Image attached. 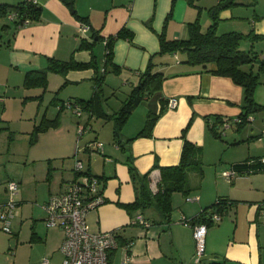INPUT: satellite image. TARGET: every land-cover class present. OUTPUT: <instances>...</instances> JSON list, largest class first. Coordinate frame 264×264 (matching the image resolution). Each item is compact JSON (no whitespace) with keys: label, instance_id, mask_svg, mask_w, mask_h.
Instances as JSON below:
<instances>
[{"label":"crops","instance_id":"1","mask_svg":"<svg viewBox=\"0 0 264 264\" xmlns=\"http://www.w3.org/2000/svg\"><path fill=\"white\" fill-rule=\"evenodd\" d=\"M19 1L0 0V4L14 5ZM67 1L66 4L62 0H36L41 8L40 19L21 27H17L7 16L0 18V113H2L0 121L2 125L4 124L0 127V136L6 134L9 142V132L16 133L15 130H11L12 125L26 120V116L27 119H31L34 115L30 130L33 131L43 116L48 117L50 104L57 107L56 115L59 114V125L41 133L34 143L30 142L31 132H26L29 136L27 149L25 152L21 151V158L24 157L25 163L30 164L31 169L28 173H31L34 178L37 171L40 172L39 177H42L44 183L39 195L37 192L32 195L34 205H28L26 202L27 193L18 191L17 205L10 220V225L14 229L11 237L17 241V246L14 255L6 257L7 260L12 261V264H62L63 255L60 247L64 236L63 231L59 227L46 226L44 205L51 194L60 192L64 184L74 177L71 158L79 147L74 146V139L76 134L80 138L81 125L75 127L74 123L68 124L65 133L67 135L71 133V144L67 146L62 143L65 138L64 121L66 119L64 111L59 113V109L63 104L65 108L72 110L65 106L67 101L88 100L94 94V70L91 68L69 70L64 75L48 72L46 89L25 86L26 74L46 68L48 59L68 61L72 58L76 62L85 63L90 61L93 55L98 65L102 67L105 43L104 40L97 41L94 34L97 33L105 39L125 27L133 33L134 45L124 39L116 40L113 45V62L121 68L118 78L124 85L130 84L133 88L135 86L133 81L138 82L139 73L145 70L150 55L159 50L157 34L163 33L168 40L187 39L189 24L196 19L201 22L203 17L201 10L206 11L218 0ZM232 11L230 8L221 11L219 19L224 21L234 18ZM206 18L207 20L211 18L209 13H206ZM250 22V30L256 34H264V19L260 21L251 19ZM81 24H85L88 30L82 32ZM150 26L154 31L149 28ZM228 32L236 31L230 30L221 34ZM83 39L88 42L96 41L91 50H78ZM97 44H101L103 48L101 62L95 54ZM261 56H264V53L260 54ZM183 59L184 57L180 54H166L154 58L155 70L165 77L161 88L142 102L148 106L147 112L144 107L143 113H140L136 121V111L132 112L127 123L134 122L129 127L123 126V131L127 133L125 137L129 139L144 127L149 113L159 114L152 128L151 137H138L131 142L126 140L123 146L103 145V149L94 154H89L84 148L91 141H99L97 138L88 141L81 148L83 155L88 157L87 162L89 161L86 169L104 181L103 195L106 200L88 213L86 220L89 230L92 233L116 230L119 234V245L110 253L109 264H121L126 254L131 255V264H193L192 259L195 254L193 229L181 220L184 217L189 220L195 219L204 208L212 205L214 199L213 193L205 190L203 185H199L196 178H190L191 190L187 196L178 192L172 194V213L169 224L157 222V213L148 209L142 216L150 223V226L143 228L132 223L133 219L140 214L139 212L130 216L116 204L131 203L135 199L127 167L128 160L133 161L139 173L149 172V186L155 193L160 180V171L154 168V165L156 163L159 166L178 164L183 145L181 134L189 120L191 124L186 132V139L202 147V156H206L210 147L212 150L217 148L218 141L210 132L208 122L214 123L216 117H220L228 123V127L223 132L230 128L232 123H238L242 112L243 88L228 77L214 75L201 66L186 64ZM209 68L213 70L215 64H210ZM251 70L253 71V67ZM257 90L254 93L256 97L260 94ZM87 95L89 97L85 98ZM169 99H176L175 107L167 106ZM47 100H49L48 103ZM19 101L21 108L18 113ZM255 101L260 104L259 100ZM8 102L11 103L8 104ZM43 106L47 108L42 113ZM79 107L82 110L80 105ZM8 112L16 116L7 118ZM253 119L252 115H249L248 122ZM47 135L55 136L56 140L41 143L42 138ZM232 138L230 137V144L235 146L239 144L236 137ZM13 139H15L14 135L11 142ZM262 142L264 141L260 140L258 141L260 145H256L260 146V149ZM221 146L223 149L225 145ZM11 153L13 156L20 153L19 147H12L9 154ZM258 157H264V155L248 154L247 158ZM9 158L13 157L10 155ZM36 164L41 165L38 168ZM66 167L71 171L70 178L59 176L60 171L65 170ZM226 171L231 170H223L221 176L230 184L237 176L250 175L235 174L231 180H228L223 175ZM17 177L20 181L32 179L31 176L26 175L25 171ZM239 180L242 179H237L236 183H233L234 186L227 189V196H224L237 203L225 211V218L212 222L207 227L203 257L216 255L222 257L219 261H223L224 264H264V238L261 239L260 227L257 223L258 218L264 216V204L232 195L230 190L237 188ZM243 187H245L244 184ZM220 189L218 188L216 194L218 196ZM178 194L183 199H180ZM186 197L193 200L186 201ZM209 213L211 212L206 213V217L210 215ZM129 242L131 246L126 249L125 245Z\"/></svg>","mask_w":264,"mask_h":264},{"label":"trees","instance_id":"2","mask_svg":"<svg viewBox=\"0 0 264 264\" xmlns=\"http://www.w3.org/2000/svg\"><path fill=\"white\" fill-rule=\"evenodd\" d=\"M62 1L66 4L68 3L67 0ZM255 3L256 0H218L215 5L207 9L212 23L209 24L205 31H202L199 19H196V21L189 24L187 39L168 40L163 33L157 34L159 40L158 52L150 55L145 70L139 73L137 85L131 89V92L117 112L107 114L103 111L101 107V92L106 75L108 73L119 75L121 71V68L113 62L114 42L118 39H124L131 45H134L133 33L125 27H122L114 35H110L105 39L97 35V33L94 34L97 41L104 40L105 43L104 62L102 67L98 65L93 55L90 61L85 63L76 62L72 58L68 61L48 59L46 68L30 71L26 74L24 85L46 89V76L48 72L64 75L69 70L91 68L94 70L93 97L88 100H74L72 102H76L81 106L82 110L84 109L91 115L96 113L102 115L106 120L114 119L117 130H121L134 109L161 88L165 77L161 72L155 70L156 63L154 58L166 54H180L184 57V63L192 66H201L214 75L228 77L235 84L243 88L242 112L239 115L237 123L238 125H242L248 122L249 115L254 111L264 110V105L256 103L254 99L255 90L260 83L259 73H254L251 69L245 70L242 66H252L257 62L258 70L264 72V56L260 57V54L253 50L242 51L239 49V45L243 39H247L251 42H264V34H256L253 30H250L246 35L238 32L217 34L216 29L219 21V13L221 11L237 5L253 7ZM10 12L15 13V18L12 21H14L17 27H21L24 25L25 21H28V23L38 21L40 19L41 8L37 3L27 2L26 0H20L14 5L0 4V18L6 17ZM149 28L154 31L151 26ZM95 42V40L88 42L83 39L78 46V50H91ZM210 64H215L213 70L209 68ZM64 108L62 104L59 113ZM58 115L53 119H48L43 116L40 123L36 125L31 132L30 142L34 143L37 141L39 135L50 128H56L59 125ZM158 116L159 114L152 115L149 113L144 127L134 137L127 139V142H131L134 138L138 137H151L152 128ZM206 120L208 121V119ZM222 123L223 120L220 117H216L214 123L208 122L209 130L215 138H221V136L224 135V132L218 128V125ZM190 124L191 120H189L186 127L182 130L181 137L183 139V145L178 164L173 166H159L156 163L154 165V168H158L160 171V180L157 184V191L155 193L151 191L149 186V172L139 173L134 167L133 161L131 159L127 161L130 180L135 192V199L131 203L116 204L123 208L128 215L133 216L136 212L143 214L146 210L152 209L158 215L157 222L169 224L171 222L172 213V194L174 192H179L183 196H187L191 190L190 172H196L199 178L202 177V147L186 139V132ZM115 136V139H117L116 133ZM8 137L9 141H12L13 134L9 132ZM117 143L120 146L119 140H117ZM230 170L235 174H255L262 172L264 171V157L246 158L242 161L231 163ZM100 180L103 182V190L104 181L101 178ZM10 181L13 180H9L7 183ZM104 202H106V200ZM235 203H237V201L218 197L215 203L210 207L204 208L199 213L195 221L204 223L208 227L212 224L210 220L211 213H218L219 215L225 214V211ZM208 211L211 213L206 217ZM209 264H224V262L213 260L210 261Z\"/></svg>","mask_w":264,"mask_h":264},{"label":"rangeland","instance_id":"3","mask_svg":"<svg viewBox=\"0 0 264 264\" xmlns=\"http://www.w3.org/2000/svg\"><path fill=\"white\" fill-rule=\"evenodd\" d=\"M10 1V0H9ZM230 9H232L234 13V18L226 19L224 21H221L219 19L217 24L216 32L217 34H221L225 31L235 30L238 33L241 34H248L250 32L251 28V19L256 20H262L264 19V0H256V3L253 7L244 6V5H237L233 6ZM202 13V19L200 22V26L202 28V31H205L207 27L212 23L211 18L207 20L206 13L208 11L205 9L201 10ZM234 28V29H233ZM239 49L242 51H249L253 50L254 52L258 54L264 53V42L262 41H254L251 42L247 39H243L239 45ZM95 54L98 56V61L101 62V58L103 56V48L101 44H97V47L95 49ZM243 69L249 70L251 67H253L254 73H259V85L256 89H258L259 95L257 97L254 94V99L256 98L259 100L258 102L260 104H264V72L258 70V63L255 62L252 66L250 65H244L242 66ZM131 82V80L129 79ZM138 83V82H137ZM133 81V85H137ZM132 85L130 84H123L122 80L118 78V75H114L112 73H108L105 78V83L102 87L101 92V107L105 113H114L120 110L123 102L126 100L128 93L131 92ZM256 91V90H255ZM119 94V95H118ZM53 95V94H51ZM51 97V96H48ZM47 97V99H48ZM89 95H87L85 98H88ZM65 99V98H64ZM255 99V100H256ZM51 101V100H50ZM49 100H47V103ZM11 102H8V104ZM21 102H18L17 105V111L20 112L21 108ZM145 107L146 112L148 110V106L144 104L138 105L134 111H136L135 121L136 119H139L140 113H143V108ZM47 106H43L42 113L45 111ZM57 107L50 104L48 106V119L55 118L57 114ZM137 109V110H136ZM64 116L66 121L64 128V133L67 130L68 124H75V127L81 125L82 127L85 126L86 132L80 136L76 134L74 139V146H79L81 149L86 143L90 140H93L94 138H97L100 142L103 143L105 146H115L118 145L117 140H119L120 146H123L126 144L127 137H125L126 132L123 131V128L121 130H117L114 119L106 120L102 115H98L94 113V115H91L89 112H86L84 109L81 110V115L77 116L74 112V109H68L64 108ZM133 111V112H134ZM0 113V119H1ZM147 114V113H146ZM91 115V116H90ZM252 117L254 118L251 122H245L242 125H238L236 123H232L230 128L226 129L224 132V135L221 136V138H214L216 139L217 148L215 150H212L210 147L209 152L206 154V156H202V167H203V175L201 178H199L198 174L196 172H190V178H196L197 182L200 183L199 185H203L205 190H209L211 194L213 193L214 199L213 203L216 202L218 197H224L227 196V189L233 187V183H236L237 179H242L237 182L238 186L237 188L230 190L232 195H234L236 198H248V200L252 202H256L258 204H264V171L258 172L255 174L248 175H242L237 176L232 184L227 183L224 178L221 176V172L223 170H229L230 165L232 162L235 161H241L248 157V154H253V156H262L264 155V142H262V146L260 149V146H256L258 141L262 140L264 141V110H256L252 114ZM16 114H9L7 115V118H14ZM21 120L20 122H16L12 125L11 130H15L13 132L14 138L13 142L9 141L8 138H6V134H3L0 136V203L2 200L5 201L7 198V193L4 190V187L7 185V181L13 180L15 182L20 181L19 174L22 172L26 173V175L31 176V173H28L30 171V164L25 163V158H21V151L24 150V152L27 149V139L28 135L26 132H29L31 130V125L33 124V117L31 119ZM132 122H129V124L126 122L124 124V127L127 125V127L131 126ZM40 123V122H39ZM4 126L2 125V122L0 121V127ZM32 132V131H30ZM115 133L117 134V139H115ZM71 134V133H70ZM70 134L64 135V139L62 140V143L71 144V136ZM27 135V136H26ZM230 137L237 138L239 144L232 145L230 144ZM232 138V139H233ZM56 140L55 136L51 137V135L44 136L42 138L41 143H45L47 141ZM233 141V140H232ZM229 142V143H228ZM221 145H225L222 149ZM260 145V144H259ZM19 147L20 153L13 156V154H9L12 147ZM8 149V150H7ZM84 152L81 149L79 153L76 155L80 160L83 161L84 166L87 168V156L83 155ZM13 158H9V156ZM203 155V154H202ZM75 155L71 158V164L72 168L74 166V160ZM93 159V158H91ZM70 164V163H69ZM39 168L41 164H36ZM44 167V166H43ZM40 173V172H39ZM39 173L37 171L36 176L31 180H23L19 183V191L27 193V203L28 205H34V199L32 198L33 193H38L42 190V184L44 181L39 177ZM42 173V172H41ZM71 171H69L68 167H66L65 170L60 171V175H63L65 178L69 177ZM72 174L73 171H72ZM25 175V174H24ZM70 175V176H69ZM63 177V178H64ZM75 177V176H74ZM74 177L72 179H74ZM247 178V180H246ZM70 179V180H72ZM245 179V180H244ZM69 180V181H70ZM243 184L245 187H243ZM241 185V187H239ZM218 188H221V192L219 193V196L216 195ZM179 193V192H178ZM181 194V193H180ZM179 195L180 199H183L182 196ZM218 196V197H217ZM1 198H3L1 200ZM212 203V204H213ZM226 214L223 215L222 218H225ZM260 229V236L261 239L264 238V216H260L257 221ZM12 232H14L13 226ZM12 234H8L2 231L0 228V264H12L11 260H7V256H13L15 248L17 246V241L13 237H11ZM204 255V254H203ZM197 256H196V250L194 257L192 259L193 264H203L210 261H205L202 259L200 262H196Z\"/></svg>","mask_w":264,"mask_h":264},{"label":"built area","instance_id":"4","mask_svg":"<svg viewBox=\"0 0 264 264\" xmlns=\"http://www.w3.org/2000/svg\"><path fill=\"white\" fill-rule=\"evenodd\" d=\"M27 2L37 3L36 0H26ZM7 17L11 20L15 18V13H8ZM24 24H28L25 21ZM80 30L85 32L88 27L85 24L80 25ZM65 106L74 109L77 116L81 115V109L76 102L67 101ZM169 108L176 106V99H169ZM228 127V123L223 121L218 127L219 130L224 131ZM86 128L83 126L79 129V135H83ZM103 149V144L99 141L89 142L84 150L89 154H94ZM79 147L75 154L73 173L74 179L67 181L63 189L51 194L44 205L45 210V224L47 227H59L63 231V241L60 251L63 255L62 264H109L110 253L115 250L119 243V234L116 230L100 231L92 233L89 230L87 223L88 213L105 201L102 181L98 176L92 175L84 166L82 160L76 155L79 153ZM223 175L231 180L235 173L226 171ZM19 191V184L15 181H10L6 185L7 198L0 203V225L3 232L11 234L12 229L10 220L14 215V210L17 205V194ZM196 200L198 198H195ZM192 198L186 197V201H192ZM221 215L218 213H211L210 220L212 222L219 221ZM182 223L190 225L193 229V238L195 241V250L197 260L200 262L204 254L205 237L207 233V226L204 223L196 222L195 219L181 220ZM132 223L148 228L150 223L138 214ZM131 243L125 245L129 249ZM132 257L126 254L121 264H131ZM47 264V263H45Z\"/></svg>","mask_w":264,"mask_h":264},{"label":"water","instance_id":"5","mask_svg":"<svg viewBox=\"0 0 264 264\" xmlns=\"http://www.w3.org/2000/svg\"><path fill=\"white\" fill-rule=\"evenodd\" d=\"M70 9H71V11H73L72 6H70ZM202 260H205V261H207V260H211V261H213V260H222V257H218L216 255H208V256H204Z\"/></svg>","mask_w":264,"mask_h":264}]
</instances>
